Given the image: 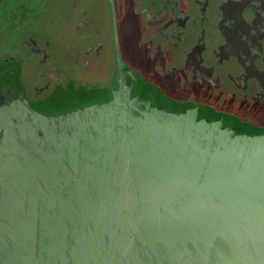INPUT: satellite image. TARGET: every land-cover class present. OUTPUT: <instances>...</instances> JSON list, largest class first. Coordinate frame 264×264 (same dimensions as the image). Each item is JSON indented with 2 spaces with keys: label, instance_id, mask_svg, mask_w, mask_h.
<instances>
[{
  "label": "water",
  "instance_id": "1",
  "mask_svg": "<svg viewBox=\"0 0 264 264\" xmlns=\"http://www.w3.org/2000/svg\"><path fill=\"white\" fill-rule=\"evenodd\" d=\"M117 60L39 101L2 62L0 264H264V127Z\"/></svg>",
  "mask_w": 264,
  "mask_h": 264
},
{
  "label": "flooded vegetation",
  "instance_id": "2",
  "mask_svg": "<svg viewBox=\"0 0 264 264\" xmlns=\"http://www.w3.org/2000/svg\"><path fill=\"white\" fill-rule=\"evenodd\" d=\"M43 1L60 30L51 36L20 19L33 10H12L21 53L0 56L31 101L71 87L108 91L119 43L125 65L169 97L264 127V0ZM133 40L143 66L128 58Z\"/></svg>",
  "mask_w": 264,
  "mask_h": 264
},
{
  "label": "rangeland",
  "instance_id": "3",
  "mask_svg": "<svg viewBox=\"0 0 264 264\" xmlns=\"http://www.w3.org/2000/svg\"><path fill=\"white\" fill-rule=\"evenodd\" d=\"M20 7H27L28 9L34 11V14L32 15H30L28 11H24V13L22 11L24 16H19L20 19L24 18L29 21L32 24V27H35L37 29L49 28L48 32L51 36L55 35L57 31L60 30L59 24L52 21V18L56 17V15L53 14V11L55 10H47V7H45L43 0H0V56L12 55L13 53H15V51L21 53V50H18L17 47V43L19 41L17 40L19 38V33L18 31L14 30L16 24L13 21L10 22L11 11H16V9ZM10 23L12 24V26ZM136 46L137 43L135 40L127 43V55L132 62L142 65L141 61L143 59L132 54V50L135 51ZM29 68L28 70H31V68ZM28 75H26V77Z\"/></svg>",
  "mask_w": 264,
  "mask_h": 264
}]
</instances>
